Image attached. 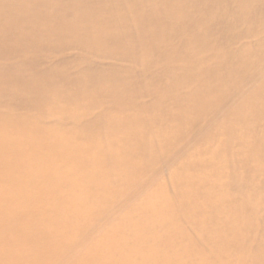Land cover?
Masks as SVG:
<instances>
[{
  "label": "bare ground",
  "instance_id": "obj_1",
  "mask_svg": "<svg viewBox=\"0 0 264 264\" xmlns=\"http://www.w3.org/2000/svg\"><path fill=\"white\" fill-rule=\"evenodd\" d=\"M0 264H264V0H0Z\"/></svg>",
  "mask_w": 264,
  "mask_h": 264
}]
</instances>
